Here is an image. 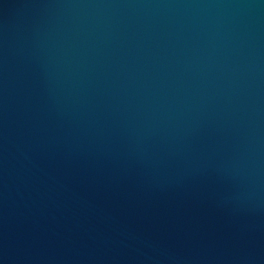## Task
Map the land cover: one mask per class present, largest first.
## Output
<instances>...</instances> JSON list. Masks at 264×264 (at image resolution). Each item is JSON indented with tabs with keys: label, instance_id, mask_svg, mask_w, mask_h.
I'll list each match as a JSON object with an SVG mask.
<instances>
[{
	"label": "water",
	"instance_id": "1",
	"mask_svg": "<svg viewBox=\"0 0 264 264\" xmlns=\"http://www.w3.org/2000/svg\"><path fill=\"white\" fill-rule=\"evenodd\" d=\"M0 264H264V0H0Z\"/></svg>",
	"mask_w": 264,
	"mask_h": 264
}]
</instances>
